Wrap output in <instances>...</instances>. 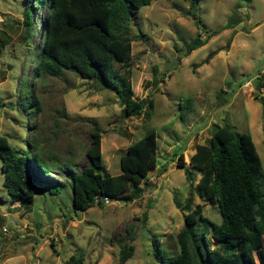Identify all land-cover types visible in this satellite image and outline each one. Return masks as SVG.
I'll return each mask as SVG.
<instances>
[{"label":"rangeland","instance_id":"1","mask_svg":"<svg viewBox=\"0 0 264 264\" xmlns=\"http://www.w3.org/2000/svg\"><path fill=\"white\" fill-rule=\"evenodd\" d=\"M23 4L0 0V134L18 151L35 140L44 155L79 169L94 121L100 129L99 171L115 174L126 146L151 128L156 159L132 199L85 209L73 207L64 171L49 174L62 183L58 192L37 181L24 204L9 199L0 168V264H62L71 254L80 264H158L155 245L175 252L183 223L185 210L174 205L173 196L183 203L190 193L191 207L199 203L204 216L220 220L217 204L195 190L199 173H192L190 183L175 163L181 153L188 165L196 144L207 143L212 123L250 133L264 173V0H194L193 7L189 0H151L136 8L125 32L131 96L151 97L149 117L143 111L123 115L112 90L71 70L32 78L37 38L36 32L30 37L33 51L20 39ZM43 11L33 8L35 29ZM196 34L205 41L186 52ZM22 79L38 103L29 117L19 103ZM185 98L187 108L179 105ZM121 243L133 246L124 261L118 258Z\"/></svg>","mask_w":264,"mask_h":264},{"label":"trees","instance_id":"2","mask_svg":"<svg viewBox=\"0 0 264 264\" xmlns=\"http://www.w3.org/2000/svg\"><path fill=\"white\" fill-rule=\"evenodd\" d=\"M150 1L24 0L20 39L31 46L33 33L36 32L37 38L36 48H30L34 49L31 77L59 75L64 69L71 70L82 78L95 80L99 87L112 90L123 115L143 111L149 117L153 108L151 97L148 94L141 98L131 96L130 41L125 32L127 20L133 17L136 8ZM193 3L194 0H189L191 7ZM35 7L44 9L36 29L32 19ZM204 41L205 38L196 34L186 42L185 51ZM27 81L19 80L18 88L24 94L19 103L29 117L35 113L38 103ZM189 101L185 98L179 105L187 108ZM92 123L84 149L86 163L79 169L71 167L67 160L44 155L35 140L27 138L28 150L18 151L0 134L1 182L9 199L30 202L37 181L48 184L51 193L58 192L62 183L56 177L49 178L54 168L66 174L75 209L103 204V197L130 200L139 194L142 190L139 182L155 165V131L147 129L126 146L119 157V173L102 174L99 171L102 167L100 129ZM207 140L196 144L188 165L181 153L175 163L183 168L190 183L192 173H199L195 190L204 200L217 204L220 220L214 222L204 216L199 203L191 207L190 193L183 203L173 196L174 205L185 210L183 223L175 234L177 250L170 253L155 245L154 257L158 264H264V173L250 133L227 124L212 123ZM132 248V244L121 243L120 261L129 257ZM80 263L81 258L71 254L62 264Z\"/></svg>","mask_w":264,"mask_h":264},{"label":"built area","instance_id":"3","mask_svg":"<svg viewBox=\"0 0 264 264\" xmlns=\"http://www.w3.org/2000/svg\"><path fill=\"white\" fill-rule=\"evenodd\" d=\"M247 82H245L246 84ZM108 201V198L107 197H103V202H107Z\"/></svg>","mask_w":264,"mask_h":264}]
</instances>
